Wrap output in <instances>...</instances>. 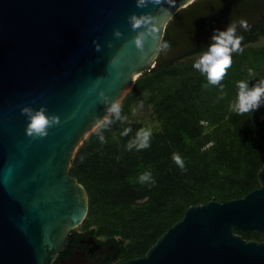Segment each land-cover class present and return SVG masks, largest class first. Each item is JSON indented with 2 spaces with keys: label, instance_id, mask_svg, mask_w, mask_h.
I'll return each mask as SVG.
<instances>
[{
  "label": "water",
  "instance_id": "95a60500",
  "mask_svg": "<svg viewBox=\"0 0 264 264\" xmlns=\"http://www.w3.org/2000/svg\"><path fill=\"white\" fill-rule=\"evenodd\" d=\"M133 13L157 18L160 39L175 45L149 37L137 49ZM240 18H264V0H0V264H53L86 218L89 194L70 166L106 113L99 93L121 103L139 75ZM25 106L60 123L30 137ZM260 177L244 197L190 205L144 255L114 264H264V240L243 236L264 232Z\"/></svg>",
  "mask_w": 264,
  "mask_h": 264
},
{
  "label": "trees",
  "instance_id": "16d2710c",
  "mask_svg": "<svg viewBox=\"0 0 264 264\" xmlns=\"http://www.w3.org/2000/svg\"><path fill=\"white\" fill-rule=\"evenodd\" d=\"M262 33L264 25L243 34L244 51L233 54L223 91L208 85L205 75L193 67L208 42L139 75L121 101V114L127 119L114 120L104 130L106 143L92 131L79 145L70 174L89 194L88 214L81 224L85 231L80 234H92L105 244L115 242L120 248L109 261L94 264L144 255L190 205L241 198L261 187L264 105L242 115L230 105L239 81H249L251 86L264 79V44H255ZM169 39L166 34L165 40ZM249 68L255 73L252 77ZM141 103L151 110L158 127L152 130L149 148L129 151L127 143L145 127L143 121L132 118ZM126 127L132 131L121 136ZM173 153L184 160L183 170L172 159ZM149 170L155 184H141L139 175ZM243 236L264 240V232ZM68 247L53 264L71 253Z\"/></svg>",
  "mask_w": 264,
  "mask_h": 264
},
{
  "label": "clouds",
  "instance_id": "9594fccd",
  "mask_svg": "<svg viewBox=\"0 0 264 264\" xmlns=\"http://www.w3.org/2000/svg\"><path fill=\"white\" fill-rule=\"evenodd\" d=\"M165 0H136L137 7H146L149 3L160 6ZM131 28L137 31L133 37V43L141 52L144 49L145 42L149 39L155 42L160 48L167 50L168 45L164 43L159 36V32L154 25L158 24V19L147 13L137 15L135 13L128 17ZM238 28L245 31L249 30L250 25L244 18L231 21L225 29H214L207 50L204 51L194 62L193 67L201 74L205 75L208 85L219 86L223 91L222 81L227 76L229 69L233 65V54L243 53L241 46L244 40L243 35L238 34ZM114 35L119 38L121 33L119 30L114 31ZM99 50V48H97ZM249 76L255 75L254 71L248 69ZM238 92L236 99L231 103L232 111L237 114L253 113L264 105V79L252 83L241 80L238 82ZM100 100L106 105V113L103 117L95 119L93 131L99 137L100 142L106 143L104 130L108 129L115 121H124L127 118L122 116V105L119 99L110 100L103 91L99 93ZM140 107H143L141 103ZM22 114L28 118L26 133L33 138H42L48 135V129L60 123L55 115H48L47 109L41 107L32 109L25 106L21 109ZM132 131L130 127H126L121 132V136H128ZM153 131L149 127H141L137 130L134 138L127 143V150L133 149L140 151L150 147ZM172 159L176 165L182 170L185 168V162L178 153H173ZM138 180L141 184H155L152 172L145 171L139 175Z\"/></svg>",
  "mask_w": 264,
  "mask_h": 264
},
{
  "label": "flooded vegetation",
  "instance_id": "af4514ba",
  "mask_svg": "<svg viewBox=\"0 0 264 264\" xmlns=\"http://www.w3.org/2000/svg\"><path fill=\"white\" fill-rule=\"evenodd\" d=\"M249 25L250 28L247 31L238 28V34L243 35L258 26H263L264 18L251 24L249 23ZM208 42H210V40L192 45L188 51L194 48H200ZM165 43L168 45H175L171 39L165 40ZM76 233L72 232L69 237L70 242L68 241L67 243V245H69L68 252L71 251V253L66 256H60L58 264H94L99 261H109L113 256H117L120 253L119 245L115 242L105 244L102 240L96 238L92 234ZM93 237L95 238V241H93Z\"/></svg>",
  "mask_w": 264,
  "mask_h": 264
},
{
  "label": "rangeland",
  "instance_id": "374dc122",
  "mask_svg": "<svg viewBox=\"0 0 264 264\" xmlns=\"http://www.w3.org/2000/svg\"><path fill=\"white\" fill-rule=\"evenodd\" d=\"M255 44H264V33H262L258 39H256ZM151 110L146 109L145 107H136L133 110L132 118L134 120L143 121L145 127H151L152 130L158 127V123L154 121L150 116ZM263 115V114H262ZM206 123V122H205ZM76 232L83 233L85 230L80 226L74 229Z\"/></svg>",
  "mask_w": 264,
  "mask_h": 264
},
{
  "label": "built area",
  "instance_id": "2783aa9c",
  "mask_svg": "<svg viewBox=\"0 0 264 264\" xmlns=\"http://www.w3.org/2000/svg\"><path fill=\"white\" fill-rule=\"evenodd\" d=\"M205 123V122H204Z\"/></svg>",
  "mask_w": 264,
  "mask_h": 264
}]
</instances>
